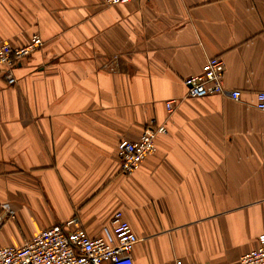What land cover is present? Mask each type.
Wrapping results in <instances>:
<instances>
[{
    "label": "crops",
    "instance_id": "0c3cea01",
    "mask_svg": "<svg viewBox=\"0 0 264 264\" xmlns=\"http://www.w3.org/2000/svg\"><path fill=\"white\" fill-rule=\"evenodd\" d=\"M44 45L0 74V247L72 217L113 237L121 210L133 264H239L264 235V0H0V41ZM221 56L228 94L184 79ZM178 100L172 113L166 101ZM165 124L131 174L118 143ZM74 227V226H73Z\"/></svg>",
    "mask_w": 264,
    "mask_h": 264
},
{
    "label": "built area",
    "instance_id": "2783aa9c",
    "mask_svg": "<svg viewBox=\"0 0 264 264\" xmlns=\"http://www.w3.org/2000/svg\"><path fill=\"white\" fill-rule=\"evenodd\" d=\"M108 6L125 4L131 0H103ZM44 45L40 35H33L21 46H13L0 41V74L10 84H14L15 65L31 56ZM225 62L221 56L209 57L200 74L184 79L188 97H205L213 94H228L234 100H240V89H227L224 84ZM178 100L166 101L169 113L174 111ZM255 106L264 111V91L257 92ZM167 132L165 124L148 125L138 139H121L118 143L120 171L131 174L142 161L156 151V137ZM0 229L8 218L15 217L11 203L1 204ZM113 237H91L79 224L77 217L51 227L44 228L35 236L20 245L0 247V264H133L132 250L139 241L131 224L123 212L118 210L111 220ZM74 226V227H73ZM166 264H204L185 262L175 258ZM239 264H264V235L259 236V245L245 252Z\"/></svg>",
    "mask_w": 264,
    "mask_h": 264
}]
</instances>
